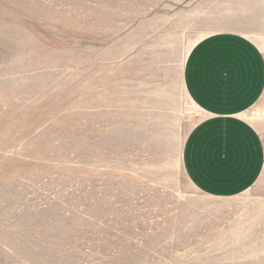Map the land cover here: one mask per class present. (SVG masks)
<instances>
[{"label": "rangeland", "instance_id": "rangeland-1", "mask_svg": "<svg viewBox=\"0 0 264 264\" xmlns=\"http://www.w3.org/2000/svg\"><path fill=\"white\" fill-rule=\"evenodd\" d=\"M264 49V0H0V264H264V179L187 177L192 48Z\"/></svg>", "mask_w": 264, "mask_h": 264}, {"label": "crops", "instance_id": "crops-1", "mask_svg": "<svg viewBox=\"0 0 264 264\" xmlns=\"http://www.w3.org/2000/svg\"><path fill=\"white\" fill-rule=\"evenodd\" d=\"M184 81L204 118L183 150L189 180L231 198L264 179V49L237 32H218L190 51Z\"/></svg>", "mask_w": 264, "mask_h": 264}]
</instances>
